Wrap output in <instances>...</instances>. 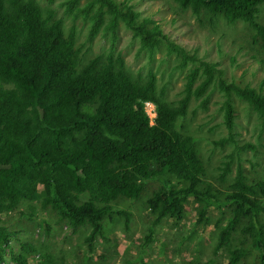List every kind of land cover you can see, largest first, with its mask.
Segmentation results:
<instances>
[{"label": "trees", "instance_id": "1", "mask_svg": "<svg viewBox=\"0 0 264 264\" xmlns=\"http://www.w3.org/2000/svg\"><path fill=\"white\" fill-rule=\"evenodd\" d=\"M77 1L69 0L68 5ZM173 1L197 16L245 23L259 44V61L264 64V23L257 19L264 0ZM92 6L96 10L89 15L91 34L107 13L105 30L112 37L122 22L138 39V50L151 51L162 42L179 55L181 66L194 63L184 94L175 105L168 104L153 75L143 81L133 79L122 59L111 52L80 64L73 32L65 36L51 11L44 15L34 0H0V221L20 201L40 194L41 205L55 211L69 227H89L84 240L90 251L102 233L104 216L117 213L127 222L128 214L114 210L110 202L118 197L137 199L142 181L168 175L176 185L163 180L145 200L155 215L153 224L164 217L180 219L189 198L202 204L195 225L206 224L209 208H227L230 218L220 228L212 253L227 247L238 231L256 251L258 264H264L260 220L264 181L248 183L237 166L230 192L219 198L201 179L203 165L192 138L175 126L189 97L202 95L214 80L223 96L227 131L218 143L233 141V96L253 109L264 128V79L253 87L222 78L214 63L169 39L157 21L141 16L125 1L86 0L85 15ZM199 71L204 77L193 86ZM144 102L155 107L152 123ZM228 171L227 161L221 176ZM10 236L0 224V264L6 260ZM33 253L30 243H22L9 258L14 264H32L27 255ZM245 253L240 247L228 249L227 264H238Z\"/></svg>", "mask_w": 264, "mask_h": 264}, {"label": "rangeland", "instance_id": "2", "mask_svg": "<svg viewBox=\"0 0 264 264\" xmlns=\"http://www.w3.org/2000/svg\"><path fill=\"white\" fill-rule=\"evenodd\" d=\"M34 1L44 15L51 11L54 18L61 21L65 36L73 32L80 64L95 55L111 52L122 59L125 71L133 79L143 81L149 74L153 75L156 89L162 91L168 104L175 105L183 96L187 74L195 64L188 61L181 66L179 55L168 51L164 43L160 42L151 51L138 50V39L122 22L117 24L112 37L105 30L107 13L98 30L91 34L89 15L96 6L85 15L86 0H78L72 6L68 5L69 0ZM118 1H125L141 16L154 19L169 39L214 63L222 78L253 87L264 79V64L259 61L261 49L245 23H228L220 16H197L189 9L180 8L173 0ZM257 19L264 23V5L259 6ZM203 77L199 71L193 86ZM222 99L213 80L202 95L189 97L185 113L175 125L180 134L192 138L203 165L201 179L219 198L230 192L237 166L241 167L248 183L264 181V128L259 117L244 101L233 96V141L220 144L218 141L227 137ZM84 108L91 110L92 106ZM144 109L152 123L154 105L145 102ZM227 161L229 171L221 176ZM163 180L174 186L177 182L168 175L144 180L137 199L118 197L110 202L114 210L128 214L127 222L124 215L117 213L104 216L102 233L94 240L90 251L84 240L87 225L69 227L55 211L41 205L40 194L33 200L20 201L14 210L1 217L0 224L11 232L2 264H14L9 254L17 253L22 243L34 247V253L27 255L32 264H227L228 249L237 247L246 250L238 264H258L256 251L238 231L233 233L227 247L212 253L220 228L230 218L227 208H209L206 224L195 225L202 204L189 198L180 219L164 217L153 224L155 215L146 207L145 200ZM261 204L264 208V199ZM260 220L264 225V209Z\"/></svg>", "mask_w": 264, "mask_h": 264}, {"label": "built area", "instance_id": "3", "mask_svg": "<svg viewBox=\"0 0 264 264\" xmlns=\"http://www.w3.org/2000/svg\"><path fill=\"white\" fill-rule=\"evenodd\" d=\"M145 103V102H144ZM150 103V102H149ZM145 110V109H144ZM146 112V111H145Z\"/></svg>", "mask_w": 264, "mask_h": 264}]
</instances>
